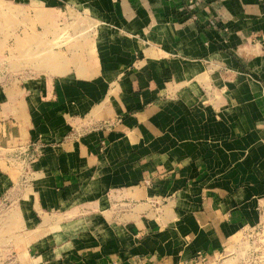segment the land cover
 Returning a JSON list of instances; mask_svg holds the SVG:
<instances>
[{
    "label": "crops",
    "instance_id": "obj_1",
    "mask_svg": "<svg viewBox=\"0 0 264 264\" xmlns=\"http://www.w3.org/2000/svg\"><path fill=\"white\" fill-rule=\"evenodd\" d=\"M22 2L54 21L59 6L74 7L93 26L84 51L47 47L56 60L47 57L41 73L0 87L12 263L185 264L255 221L264 195V0H200L191 11L184 0L12 5ZM38 145L34 183L13 190L19 172L8 157ZM62 213L82 218L61 221Z\"/></svg>",
    "mask_w": 264,
    "mask_h": 264
},
{
    "label": "rangeland",
    "instance_id": "obj_2",
    "mask_svg": "<svg viewBox=\"0 0 264 264\" xmlns=\"http://www.w3.org/2000/svg\"><path fill=\"white\" fill-rule=\"evenodd\" d=\"M17 4V6H13L12 0H0V87L11 82L12 77L41 73L42 70L40 71L38 67L48 61L47 57L52 61L56 60V55H47V47L52 48L54 51L58 50V52L62 49L66 51L75 48H82V51H84L86 45H88L93 26L89 15L78 11L74 7L59 6L58 10L60 11L58 13L60 17L57 21H54L50 19L51 10H42L36 5L25 6L24 2ZM12 17L17 20H12ZM29 27L31 29H28ZM26 29L29 32L33 30L32 36L29 35V38L25 37ZM41 30L45 32L43 36L40 33ZM47 34H50V36L47 37ZM41 49H45V53ZM26 50H28L29 56L30 52L34 51L33 55L31 54L34 62H32V67L30 64L23 62ZM59 56L65 60L70 59L67 58L68 55L65 52H62ZM85 122H88V119ZM85 124H81L80 127H86ZM86 128H89V126ZM40 154L41 151L38 145L37 150H21L13 152L12 156L8 157L6 164L17 168L19 172L17 180L12 186L13 190L24 191L31 187L36 179L34 174L31 173V163L36 161ZM12 204V198L8 196L0 198V218L3 217L4 220L0 221V264H14L12 263V243L9 241V237H12V231L4 227L7 218L11 217V213L6 214V211L8 212L12 208ZM76 215L78 219L82 218V216L78 217L77 213H69L68 215L62 213L59 219L64 221V217L69 216V219L72 216L76 217ZM98 216L101 217L100 219L104 221V224L107 223L106 217L103 215ZM34 221L39 222L40 217L38 215L34 216Z\"/></svg>",
    "mask_w": 264,
    "mask_h": 264
},
{
    "label": "built area",
    "instance_id": "obj_3",
    "mask_svg": "<svg viewBox=\"0 0 264 264\" xmlns=\"http://www.w3.org/2000/svg\"><path fill=\"white\" fill-rule=\"evenodd\" d=\"M184 2L191 11L200 0ZM100 126L109 125L103 122ZM256 213L255 221L242 225L220 251L211 255L197 253L185 264H264V195L256 198Z\"/></svg>",
    "mask_w": 264,
    "mask_h": 264
}]
</instances>
